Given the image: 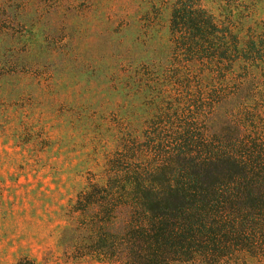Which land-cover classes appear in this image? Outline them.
<instances>
[{
  "label": "rangeland",
  "instance_id": "rangeland-1",
  "mask_svg": "<svg viewBox=\"0 0 264 264\" xmlns=\"http://www.w3.org/2000/svg\"><path fill=\"white\" fill-rule=\"evenodd\" d=\"M175 1L0 0V264H110L84 254L96 212L76 210L78 195L174 183V164L160 166L156 149L171 150L167 136L194 120L196 105L199 131L246 123L243 83L249 117L263 109L259 73L236 65L213 79L175 47ZM200 2L242 39L264 29V0ZM213 99L228 100L212 114Z\"/></svg>",
  "mask_w": 264,
  "mask_h": 264
},
{
  "label": "trees",
  "instance_id": "trees-1",
  "mask_svg": "<svg viewBox=\"0 0 264 264\" xmlns=\"http://www.w3.org/2000/svg\"><path fill=\"white\" fill-rule=\"evenodd\" d=\"M170 34L187 61L209 65L213 79L233 73L236 65L248 75L259 73L263 109H254L249 117V86L243 83L238 92L246 98V123L226 121L212 133L199 131L196 105L195 121L178 125L167 136L174 143L171 150L164 144L153 148L160 166L174 164L166 172L176 177L174 183L161 187L162 179H137L130 187L82 191L76 210L96 212L84 228V240L93 246L84 254L110 264H232L229 259L238 255L264 258V29L242 39L200 0H176ZM226 100L213 99L210 112ZM162 134L156 136L168 141Z\"/></svg>",
  "mask_w": 264,
  "mask_h": 264
}]
</instances>
